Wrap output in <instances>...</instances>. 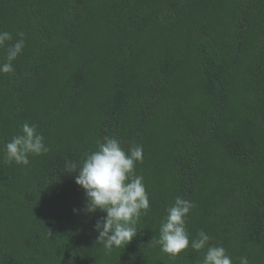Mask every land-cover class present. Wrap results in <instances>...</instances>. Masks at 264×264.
<instances>
[{"label":"trees","instance_id":"16d2710c","mask_svg":"<svg viewBox=\"0 0 264 264\" xmlns=\"http://www.w3.org/2000/svg\"><path fill=\"white\" fill-rule=\"evenodd\" d=\"M0 31V63L25 40L0 73V264H198L155 243L177 196L192 236L264 264V0H0ZM26 121L50 151L9 163ZM105 136L143 146L151 205L111 252L65 167Z\"/></svg>","mask_w":264,"mask_h":264},{"label":"clouds","instance_id":"9594fccd","mask_svg":"<svg viewBox=\"0 0 264 264\" xmlns=\"http://www.w3.org/2000/svg\"><path fill=\"white\" fill-rule=\"evenodd\" d=\"M8 45L6 61L0 63V73L14 71L12 62L23 51L24 33ZM13 39L8 31H0V47ZM50 151L42 133L35 124L24 122L19 133L4 146L5 159L18 165L29 164V155H43ZM143 161V146L132 145L127 150L119 138L105 136L97 142L94 151L85 153L80 161H66V172L76 173L74 179L87 198V211L99 209L106 213L94 225L96 242L107 252L125 248L138 234L140 218L150 210V200L143 176L136 173V164ZM194 203L177 196L160 220L159 235L155 241L160 251L177 256L188 248L203 251L198 264H233L232 257L222 244H213L212 237L203 229L195 236L187 228V217ZM143 234L142 232L140 233ZM239 264H249L247 256L238 258Z\"/></svg>","mask_w":264,"mask_h":264}]
</instances>
